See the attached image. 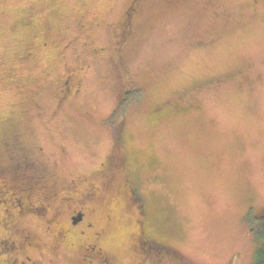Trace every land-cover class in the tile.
<instances>
[{"label": "rangeland", "instance_id": "374dc122", "mask_svg": "<svg viewBox=\"0 0 264 264\" xmlns=\"http://www.w3.org/2000/svg\"><path fill=\"white\" fill-rule=\"evenodd\" d=\"M14 136L61 183L116 173L88 215L114 264H134L162 208L176 257L144 264H251L264 244L250 228L264 209V0H0V151ZM135 176L144 213L122 191Z\"/></svg>", "mask_w": 264, "mask_h": 264}, {"label": "flooded vegetation", "instance_id": "af4514ba", "mask_svg": "<svg viewBox=\"0 0 264 264\" xmlns=\"http://www.w3.org/2000/svg\"><path fill=\"white\" fill-rule=\"evenodd\" d=\"M17 137L4 140L0 151V264H44L46 260L51 263L49 255L58 257L61 249L80 253L81 264H114V257L100 246L104 229L97 228L88 215L93 212L90 203L114 184L116 173L111 170L112 175L100 179L99 185L83 180V188L75 180L61 183L56 173L45 167L35 152L29 153ZM122 187L130 203L144 213L138 180L126 179ZM27 218L42 219L43 232L39 234L24 226ZM167 218L168 210L164 208L151 213L153 233L139 234L134 264H144L152 253L176 257L175 250L162 239L168 230ZM83 255L90 259L84 260Z\"/></svg>", "mask_w": 264, "mask_h": 264}, {"label": "trees", "instance_id": "16d2710c", "mask_svg": "<svg viewBox=\"0 0 264 264\" xmlns=\"http://www.w3.org/2000/svg\"><path fill=\"white\" fill-rule=\"evenodd\" d=\"M136 4V3H135ZM124 24V23H123ZM122 22L120 23V27L123 26ZM122 25V26H121ZM135 97V94H126L124 99L120 101L119 106L117 108L118 113H123L126 105ZM116 112V114H118ZM118 136V131L116 132ZM120 136V135H119ZM261 216L258 218L257 224L256 225H251V230L255 234V239L256 241L260 242L264 238V209L262 213H260ZM251 264H264V244H259L257 246L256 251L254 252L252 263Z\"/></svg>", "mask_w": 264, "mask_h": 264}]
</instances>
